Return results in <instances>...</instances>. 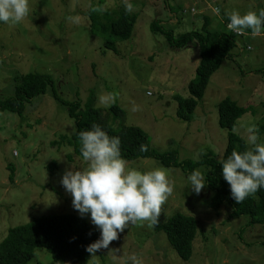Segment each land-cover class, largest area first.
<instances>
[{
	"label": "rangeland",
	"instance_id": "rangeland-1",
	"mask_svg": "<svg viewBox=\"0 0 264 264\" xmlns=\"http://www.w3.org/2000/svg\"><path fill=\"white\" fill-rule=\"evenodd\" d=\"M126 3L132 4V11H125ZM213 8L220 9L219 15ZM261 9L264 0H29L24 20L0 23V98L12 95L15 78L21 75L45 74L55 82L21 117L0 112V241L10 228L32 218L79 216L60 184L65 171L87 166L68 143L75 123L67 105H84L91 96L93 106L105 113L113 129L137 127L148 135L152 150H176L179 161L221 159L227 131L219 126L217 106L226 98L246 109L233 133L251 150L248 128L254 125L256 143L264 144V74L251 73L264 69V33L239 35L233 57L211 76L193 120L185 123L176 117L173 97H188L198 53L190 46L170 49L162 35L149 30L157 20L175 36L200 31L203 17L210 21L209 30L222 32V27L227 29L225 12L242 15ZM91 11L102 23L122 13L136 16L131 38L116 43L118 55L104 52L102 38L91 33ZM108 94L112 101L104 106L99 98ZM116 105L122 118H113L108 110ZM126 168L166 170L173 191L161 205L159 219L164 222L181 214L195 220L192 255L181 260L162 231L148 222H135L119 232L107 249L94 254L99 264H131L128 258L133 255L142 264H264V224L249 225L246 216L228 219L224 209L211 211L210 193L203 187L194 194L186 180L189 172L182 169L164 167L152 158L127 162ZM196 170L203 175L207 168ZM83 219L90 223L87 215ZM29 264L53 262L49 253L37 248Z\"/></svg>",
	"mask_w": 264,
	"mask_h": 264
},
{
	"label": "trees",
	"instance_id": "trees-1",
	"mask_svg": "<svg viewBox=\"0 0 264 264\" xmlns=\"http://www.w3.org/2000/svg\"><path fill=\"white\" fill-rule=\"evenodd\" d=\"M94 17L91 11V33L102 38L104 52L118 55L116 43L131 38L136 16L131 13H122L115 20L108 18L107 23H102ZM176 20L178 22L177 17ZM202 20L204 23L200 31L176 36L172 30H165L157 20H153L149 27L153 35L163 36L168 48L180 50L190 46L198 53L195 78L187 85L188 97H173L177 106L176 117L185 123L193 120L194 111L203 98L211 76L221 64L231 60L232 52L239 47L238 40L242 38L224 27L222 32L211 31L208 18L202 17ZM224 20L227 25V18L225 17ZM263 33L264 28L261 31V34ZM244 34H250V31L245 30ZM251 73L264 74V69ZM49 87L52 89L55 87V82L49 75L29 73L16 77L12 95L6 99L0 98V112H9L21 117L27 106L36 97L44 95ZM89 99L84 105L80 103L67 105L68 114L75 123V132L68 143L73 147L76 156L82 159L78 133L90 130L92 125H97L109 137H119L120 154L127 162L152 158L164 167L179 168L189 173L199 167H206L207 170L203 174L204 187L210 193L208 207L211 211L219 212L224 209L228 219L246 216L249 219V225L264 224V190H257L255 194L246 197L242 202L235 203L230 198L229 186L220 175L219 161L225 159L233 150L248 151L245 140L233 133L236 121L246 112L245 108L228 98L220 101L217 106L218 123L227 131V147L223 156L220 160L213 156H206L191 162L179 161L176 150L164 153L152 150L148 135L137 127L121 126L113 129L105 113L93 106L92 96ZM108 110L115 119L123 117V111L117 105ZM141 146L144 147V151H141ZM51 166V169H55V164ZM9 179H13V172ZM154 229L165 234L167 242L181 260L190 259L193 241L197 234V226L193 218L175 214L161 222L158 217ZM98 238L99 232L94 226L72 213L32 218L27 224L10 228L0 241V264H29L37 248L49 253L53 264H88L90 256L85 251V247Z\"/></svg>",
	"mask_w": 264,
	"mask_h": 264
},
{
	"label": "clouds",
	"instance_id": "clouds-1",
	"mask_svg": "<svg viewBox=\"0 0 264 264\" xmlns=\"http://www.w3.org/2000/svg\"><path fill=\"white\" fill-rule=\"evenodd\" d=\"M132 4H125V11H132ZM212 11L219 15L220 9ZM29 15V0H0V23H19ZM226 28L238 35L249 30L254 37L264 28V9L240 14L233 10L225 12ZM100 103L107 106L111 94L100 96ZM255 126L248 128V141L253 148L244 152L233 150L219 161L220 175L229 186L230 198L242 202L257 190H264V144H258ZM80 155L86 162L82 170L63 173L60 184L71 196V206L83 218L87 215L90 224L99 232V238L85 247L91 264H99L94 255L107 249L117 239L118 233L129 223H157L161 205L172 194L173 187L166 170L153 168L141 172L126 168L127 161L120 154L119 137H109L99 126L78 133ZM141 146V151H144ZM194 194H199L205 185L200 171L194 169L186 177ZM114 255L115 249L111 250ZM131 264H142L135 256L128 258ZM124 264H128L127 261Z\"/></svg>",
	"mask_w": 264,
	"mask_h": 264
}]
</instances>
